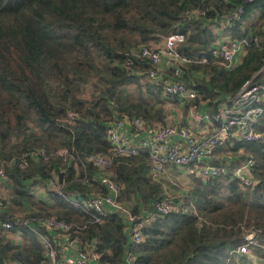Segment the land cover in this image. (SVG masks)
I'll return each mask as SVG.
<instances>
[{"label": "trees", "instance_id": "trees-1", "mask_svg": "<svg viewBox=\"0 0 264 264\" xmlns=\"http://www.w3.org/2000/svg\"><path fill=\"white\" fill-rule=\"evenodd\" d=\"M245 1L0 0V165L9 192L7 213L85 225L73 236L83 249L94 247L98 264H123L127 255L131 264H247L250 254L264 263L261 142H235L232 148L227 142L218 149L234 155L242 150L241 158L253 161L252 189L241 188L227 175L203 181L193 171L181 209L148 224L140 244L130 243L118 215L106 214L100 223H91L88 214L68 199L54 193L36 198L31 191L61 175L66 196L82 199L101 192L97 184L83 182L82 163L87 155L109 153L105 130L116 112L148 125L164 123L167 97L160 86L143 83L149 65L135 53L158 43L157 36H185L178 51L190 64L181 68V81L197 93L195 102L215 109L234 95L264 64V0ZM241 5L240 20L222 34L245 40V54L238 65L225 69L209 54L217 39L210 28ZM256 10L260 16L255 19ZM186 12L197 14L186 18ZM257 106L264 109L262 102ZM69 113L78 116L72 124L64 123ZM252 130L264 137V112ZM41 149L46 158L32 161L25 170L8 165L16 154ZM60 150H66L63 157ZM148 169L146 155L141 154L116 157L109 170L123 186L121 201L135 214L153 213L152 203L166 197ZM88 171L92 175L95 169L89 166ZM10 233L19 239L11 241L2 234L0 264H51L29 228ZM251 233L254 237L247 243L245 236ZM244 244L249 253H238Z\"/></svg>", "mask_w": 264, "mask_h": 264}, {"label": "built area", "instance_id": "built-area-1", "mask_svg": "<svg viewBox=\"0 0 264 264\" xmlns=\"http://www.w3.org/2000/svg\"><path fill=\"white\" fill-rule=\"evenodd\" d=\"M256 0H246L244 4ZM243 6L235 8L231 13L222 16L216 26L224 30L232 23L239 21L243 14ZM196 12H186L185 17H194ZM158 43L140 47L135 53L137 57L148 62V69L142 74V81L154 83L162 89V94L167 98H176L187 104V126L170 123L167 124H146L139 117H128L125 114H115L114 120L106 130V139L110 144V151L106 155H87L83 162L95 169L89 175L88 167L82 163L84 178L87 185L97 184L102 191L99 193L87 194L82 199L74 195L66 196L62 191V181L59 176H53L45 182V186H34L31 191L35 194L38 189L39 197L44 190L47 193H54L64 199H68L74 206L82 209L88 214L91 223H100L106 214L118 215L127 226L130 243L140 244L144 238L142 230L157 218H162L182 207L183 201L173 202L169 197L161 201H154L153 213H133L128 204L121 201L123 186L114 181L110 175L112 163L116 157L132 158L145 154L148 163L149 177L158 182L164 177L168 169L178 171H195L197 177L203 181L216 179L221 175H227L235 179L241 188L252 189L255 181L251 178V167L253 161L250 158H241L238 166L231 173H227L223 167L212 165L207 158L212 153L230 141L236 143H264V137L252 130V125L263 114L264 109L257 106L264 103V64L259 70L247 80L241 88L231 97L218 104L214 114H202L199 110L200 103L195 102L197 93L189 89L181 81V68L190 64L178 48L184 43L185 36L181 33H172L168 36H157ZM245 40H221L216 42L209 49V54L218 60L219 65L225 69L236 66L233 64L237 55L245 54ZM165 61L168 65V73L162 66ZM201 62H205L203 59ZM78 118L77 114L69 113L64 123L72 124ZM195 123H210L213 131L200 133L191 125ZM29 131H26L28 133ZM136 139L133 140L131 135ZM173 139H176L173 141ZM242 153L243 151L240 150ZM44 149L35 152L19 153L12 157L8 165L25 170L32 161L46 158ZM66 150H60L58 155L63 157ZM6 174L0 165V231L11 241H18L19 236L10 233L17 228H29L34 232L46 251L51 264H98L99 255L95 253L94 247L88 245L81 247V241L76 238V233L83 229L72 226L57 218L36 220L25 217L23 213L10 215L7 213L9 206V192L6 187ZM172 186L177 187L179 182L176 179L170 180ZM39 187V188H38ZM7 213V214H6ZM1 217L3 219L1 220ZM36 224L38 228L32 226ZM44 230L46 234L39 232ZM73 233V234H72ZM0 233V237L2 236ZM54 235V236H53ZM53 236V237H52ZM254 233L245 236V241L250 243ZM65 242V243H64ZM74 246L71 256L64 255L70 247ZM238 253L247 254V244L238 248ZM131 256L127 255L123 264H131Z\"/></svg>", "mask_w": 264, "mask_h": 264}, {"label": "crops", "instance_id": "crops-1", "mask_svg": "<svg viewBox=\"0 0 264 264\" xmlns=\"http://www.w3.org/2000/svg\"><path fill=\"white\" fill-rule=\"evenodd\" d=\"M253 14H254V17L256 19V18H258L260 16V11L256 10V11L253 12ZM210 29H211V32L217 37L215 43L218 42V41H221V40H229L230 39L228 36H225V35L222 34L223 30L218 28V26H212ZM241 59H242L241 55H237L235 57V59H234L233 64L234 65H238L240 63ZM162 66H163V68L165 70H167L166 73H168V65H167V63L165 61L162 62ZM166 99H167L165 101L166 104L164 106V109H165V112H166V116L164 117L165 121H164L163 124H167L168 122H170V123H175V124L187 126L188 125L187 124L188 121H187V118H186V115H187V104L185 102L181 101V100H177V99H174V98H166ZM217 107H218V105L216 106V108ZM216 108L214 109V107L213 108L212 107H208L207 102H201L199 110H200V112L202 114L208 113L209 115H212V114L215 113ZM158 124H161V123H158ZM191 127L193 128L192 130H195V131L203 133V134L210 133L211 131H213V127H212V125L210 123H195L194 125H191ZM131 136L132 137H130V138H132L133 140L136 139L134 134H132ZM175 140L176 139H173V141H175ZM228 142H229L228 146L230 148H232L233 147L232 142H230V141H228ZM226 143H224L220 147L223 148V146H227V145H225ZM218 149H216L212 153V155L207 158V160L212 165L221 166V167H223V169L227 173H231L238 166L239 160L241 159V156H242L243 152L241 153L240 151H238V153L236 155L231 154V153L224 154V153L218 152ZM180 175H186V178L190 179L192 173L190 171H188V170H186V171H183V170L182 171H178V170H175L173 168H170V169H168L167 174L164 177H162L160 181H158L162 185V189H163L164 195L165 196L167 195V197L171 198L175 202H176L177 198L173 197V195L170 193V188L171 187L177 188L178 186L177 187L172 186L171 183H170V180L176 179L179 182V184H180V181H179V176ZM41 194H45L46 195L45 190ZM139 208L141 209L142 207H139ZM73 249H74V246L70 247L68 249V251L65 252L64 255L71 256L73 254Z\"/></svg>", "mask_w": 264, "mask_h": 264}, {"label": "rangeland", "instance_id": "rangeland-1", "mask_svg": "<svg viewBox=\"0 0 264 264\" xmlns=\"http://www.w3.org/2000/svg\"><path fill=\"white\" fill-rule=\"evenodd\" d=\"M15 142H17L16 139H14L13 143H15ZM179 181H180V184L178 185L177 188H174V187L170 188V193L173 195V197L177 198L176 202L177 201H183L186 199L189 187L191 186V180L189 178L187 179L186 175H180ZM35 196H36V198H40L39 193H38V189L35 190ZM173 202H175V201H173ZM247 264H264V263L259 261L256 256L250 254V255H248Z\"/></svg>", "mask_w": 264, "mask_h": 264}, {"label": "water", "instance_id": "water-1", "mask_svg": "<svg viewBox=\"0 0 264 264\" xmlns=\"http://www.w3.org/2000/svg\"><path fill=\"white\" fill-rule=\"evenodd\" d=\"M13 142H14V139H13ZM61 176V175H60ZM59 176V182L61 183V177Z\"/></svg>", "mask_w": 264, "mask_h": 264}]
</instances>
